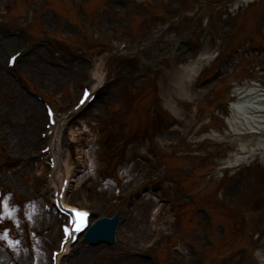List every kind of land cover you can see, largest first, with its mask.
<instances>
[{"label": "rangeland", "instance_id": "1", "mask_svg": "<svg viewBox=\"0 0 264 264\" xmlns=\"http://www.w3.org/2000/svg\"><path fill=\"white\" fill-rule=\"evenodd\" d=\"M70 1L72 4L84 2L89 8H69L66 11L69 22H66L62 8L68 7ZM202 1L51 0L54 13L43 0H0V66L5 63L6 52L22 46L19 23L25 11L32 7L38 9L36 22L31 26L36 43L42 42V32H54L51 26L59 20L56 15L64 19L59 21L65 22V30L60 28V34H72L89 20L92 29L88 33L91 34L81 45L92 46L89 53L96 60L105 62L109 53H118L116 64L121 65L122 55L133 54L141 43L135 56L132 55L135 60L132 63H136L133 67L139 66L137 62L155 64L152 72L144 77L135 76L106 86L64 134L61 146L69 154L70 171L76 176L68 195L69 202L73 203L75 197L81 206L94 209L95 204L98 217L120 214L116 243L99 244L92 249L96 255H87L86 251L80 258L93 256L95 264H126L127 259L145 260L142 257L146 255L156 257L162 264H264V157H260L264 152L256 146L255 161L250 166L224 172L221 177L214 176L209 183L205 180L207 172L235 161L233 155L239 145L252 149L251 145L255 144V136L246 137L249 141L244 145L232 140L233 137L222 143L211 139L210 135L223 129L227 132L225 122L232 114L230 103L235 102L233 84L241 85L250 80L264 84V0H255L237 9L236 0H227L220 10L206 5L195 17L185 16L176 23H166L168 18L194 12ZM205 1L219 4L223 0ZM136 2L143 7L135 10ZM128 16H131L130 23L126 22ZM182 31H188L185 37L188 43L172 59V38ZM77 38L79 33L75 34V43L80 41ZM63 39L60 43L65 44ZM205 49L218 52L211 67L218 71L216 77L210 79L203 90L194 86L175 89L179 66L194 60ZM53 51L61 54L50 56L43 50L44 66L52 68L50 61L66 63L70 60L71 67L88 70L89 64L78 56L68 58V49ZM34 58H40L35 50L24 59ZM102 68L105 71L106 64ZM71 71L49 78L48 84L38 82L40 79L34 74L30 81L44 98L54 100L55 106L70 109L80 93L82 75L80 80L76 78L68 83V95H62L59 100L54 88L64 82L65 75ZM208 71L202 73L201 80ZM0 75L2 79L1 67ZM5 80L22 97L30 98L12 79L5 77ZM53 91L57 96L54 97ZM64 91L65 87L58 89L60 94ZM18 96L0 92V99L5 98L12 106L25 101ZM64 96L67 104L60 103ZM216 104L222 106L223 113L216 115L206 133L188 148L182 144L177 146L176 143H182L191 127L205 116L207 109L215 108ZM40 106L37 118L33 119L27 109V113H22L15 121L0 108V140L5 141L8 148L6 153L3 148L0 151V180L11 183V190L15 192L29 190L31 176L38 171L31 163L28 165L32 168L30 173L25 171L23 163L15 168L8 165L13 164L14 157L24 156L25 151L34 149L20 143L30 135L32 128L33 138L41 131L43 110ZM16 121L20 122V128ZM9 129L12 131L4 134ZM34 145L36 149L37 143ZM112 146L117 147L116 151L111 152ZM43 169L46 171L47 166ZM134 189L137 191L129 201V195L123 197L126 190L129 194ZM19 196H15L16 203L26 199L24 204H27L29 197ZM7 203H10L8 199ZM34 203L37 206L35 218L41 225L32 222L31 214L19 217L12 206L9 207L12 216L3 215L0 264H39L40 255L56 247L58 225L54 215L42 214L41 204ZM172 205L177 206L178 220L172 219ZM139 212L143 217H138ZM53 232L55 237L49 238ZM4 233L7 239L2 238ZM106 248L110 251H103ZM74 260L73 264H81L77 258ZM42 264H48V260Z\"/></svg>", "mask_w": 264, "mask_h": 264}, {"label": "bare ground", "instance_id": "2", "mask_svg": "<svg viewBox=\"0 0 264 264\" xmlns=\"http://www.w3.org/2000/svg\"><path fill=\"white\" fill-rule=\"evenodd\" d=\"M250 1V0H247ZM214 55H212L211 52L207 51L205 53H203L202 55H200L199 59H198V63H202L203 61H205V59H209L210 57H212ZM37 64V60L33 59V60H29V61H25L24 65H22V70H29V68H34ZM200 66V65H198ZM42 67V65L37 64V68L40 69ZM103 65L102 62L100 61L97 64V68H96V75H97V79L94 82L93 89L96 90L98 87L101 86V84L104 82V80L107 77L108 72L104 71L102 69ZM189 66H186L184 68H182V72H184L186 75H190V74H194L193 73V68L191 67V69L187 72ZM196 68V67H195ZM183 75H181L182 77ZM1 77V75H0ZM5 77L3 75L2 79L0 78V92L1 95H16L18 94V98H22L23 102L18 101V103L15 106H12L11 103L7 102L5 100V98H1L0 99V108H2L3 112L9 113L12 117V119H17L22 113L25 114L27 113V109L28 112L30 114L33 115V119L37 118V116L39 115V103H37L36 101H34L33 99L31 100L30 98H25L22 97L20 92L18 90H15L12 86L11 83L7 80H5ZM31 79V77H30ZM183 80V77L181 79V81L178 83L181 85ZM39 81V80H38ZM235 95L238 96L237 101L232 105V115L231 118H229L227 120V125L229 128L228 134L226 135H221V134H215L214 138L219 139V140H224L227 137H229L232 133L235 132H241L244 129H246L248 126H252V128L254 130H264V88L261 87L260 85H249V86H240V87H236L234 90ZM96 100V98L94 99V101ZM94 101L90 104L92 105L94 103ZM17 107V110H14V108ZM41 107V106H40ZM90 106H88L89 108ZM87 108V109H88ZM43 110V109H42ZM1 111V110H0ZM44 112V110H43ZM44 115V114H43ZM44 118V117H43ZM36 126V125H35ZM20 127V125H19ZM231 131V132H230ZM230 132V133H229ZM33 128L32 130H30V135L26 137V139L22 142V145H25L26 147H30L33 145ZM64 138V136H63ZM232 138V140H236L238 141L239 138ZM255 140V144L251 145L253 148L257 146V150H260L261 148H264V138H254ZM241 141H243L242 143L245 145L244 142L249 141V139H241ZM240 143V144H242ZM53 145H55L53 151L54 153H58L60 151V142H59V136H57L55 139H53ZM243 146V145H242ZM260 148V149H259ZM241 150L244 149V147L240 148ZM239 148L237 150V152L234 153L233 157L237 158L239 157H244V154H238ZM261 157H264V154H261ZM58 158V157H57ZM56 158V161H58ZM68 162H69V158L68 155H66L65 158V163H62V170L63 167L65 168V172L66 169L68 168ZM58 163L55 162V166H57ZM66 165V166H65ZM74 178V177H73ZM63 177L61 178V180L59 181V183H57L54 179H51L50 184L52 185L53 191L55 189H58L60 187V184L62 182ZM74 179H71V182H73ZM81 183H78V187H80ZM71 186V184L69 185ZM70 189V188H69ZM68 191V190H67ZM67 195H65V200L67 201ZM11 202H13V198L11 197ZM10 206V204H9ZM68 206L71 207V205L68 204ZM28 210V209H27ZM36 213V205L31 203L29 205V210L27 211L26 216H28L29 214L33 215L32 218V222H34V224L38 223L37 225H41L42 223H39V219L35 218V214ZM42 217V216H41ZM40 217V222L43 218ZM138 217H143L141 215V212H139ZM46 223V220H45ZM49 227H51V224H49ZM132 226V223H131ZM55 237V233L53 232L51 235H49V238H54ZM59 238H58V233L56 234V242H58ZM79 242V239H77V241L69 248V252H71L73 250V247H75V245ZM78 247V246H77ZM103 251H107L109 252V249H104ZM51 248L46 250L45 253H42L40 255V264H42V262H44L45 260H49L50 255H51ZM96 255L95 252L92 253V249L88 250L87 255ZM9 259L10 256H8ZM64 255H60L59 258H63ZM81 256H79L77 258L78 262H80L81 264H86L85 261L86 260H90V262L88 264H95L97 261L95 260V257L93 256H84L82 258H80ZM126 264H144L145 262L137 259V258H132V259H127Z\"/></svg>", "mask_w": 264, "mask_h": 264}, {"label": "snow or ice", "instance_id": "3", "mask_svg": "<svg viewBox=\"0 0 264 264\" xmlns=\"http://www.w3.org/2000/svg\"><path fill=\"white\" fill-rule=\"evenodd\" d=\"M15 60V58H13V61ZM88 93L85 92V96H87ZM85 101L82 99L81 100V104H83ZM0 207L3 208V215L11 217L12 216V211L9 210V205L7 203V199H4L2 201H0ZM76 217L80 218L78 221H72V223L74 224V228L69 230L68 227H65V233L66 234H70V232H80L83 230V228L86 226L85 225V220L84 218L88 215L87 213L84 212H76L75 213ZM3 239H7V233H4L2 236ZM11 244V242H10Z\"/></svg>", "mask_w": 264, "mask_h": 264}]
</instances>
